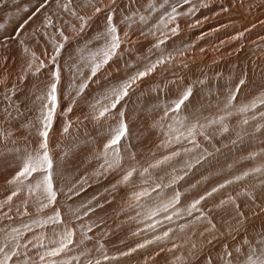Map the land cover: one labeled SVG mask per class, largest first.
<instances>
[{
	"label": "bare ground",
	"instance_id": "1",
	"mask_svg": "<svg viewBox=\"0 0 264 264\" xmlns=\"http://www.w3.org/2000/svg\"><path fill=\"white\" fill-rule=\"evenodd\" d=\"M165 1L168 0H116L115 5H110V0H102L99 5L104 6L105 12L108 7L115 9L114 20L120 28L121 35L127 31L130 37L142 39L140 44H138L139 40L135 44H131L133 53L131 56L124 53V59L132 63L141 58L155 60L160 56L161 51L165 55L171 53L174 57L170 63L160 65L153 74L139 82V87L132 94L127 104L131 133L122 142L120 162L123 169L126 170L130 166L139 169L142 165L146 166V163L152 160L154 156L159 157L165 153L166 150L159 146L167 138L170 127H178V124L174 120L165 118L164 126H159L162 113H154L157 105L153 102V98L159 94L161 96L160 106L162 107L163 90L166 87L171 86L175 90L177 85L183 86L197 80H203L207 86L201 90L202 86L197 84L193 103L180 113V118L192 123L199 120V123L206 124L207 121L216 119L218 116L225 117L223 123L228 126V132L221 133L220 125L214 124L205 129L211 137L210 142L204 140L203 136H197L198 142L214 153L215 158L211 160V165L197 166L183 180L174 184L175 192L181 194L180 203L177 205V210L181 212V215L174 216L173 220L178 219V217H182L181 220H183L186 217L184 210L194 199L204 195L225 180L233 179L244 171L264 164V128L257 132L253 127L257 122L264 125V119H261L257 112L255 113L257 120L253 121L251 119L252 112L242 113L239 111L242 105L264 95V0H200L195 6L197 9L195 14L177 17L175 24H179L181 27L174 36L163 25L158 23L153 27V22L150 21L151 17L155 16L153 15L155 9L163 6ZM202 3L208 6L201 7ZM150 9L154 10L150 11ZM1 11L0 23L3 21L4 13L7 12L6 9ZM10 11L12 10L10 9ZM32 11L29 10V13L25 11L24 17L21 16L14 20L15 28L26 20ZM183 11L186 12L187 10L183 9ZM101 15L92 25L93 28L102 27L104 13ZM141 15L147 17L146 21L140 20ZM125 16L132 19L121 23ZM197 21L201 23L197 24ZM150 23L151 28L149 27ZM172 26L175 25H169V27ZM161 31L167 34L168 39L165 44L161 45L160 49H156L153 45L162 38ZM141 32L144 35H141ZM153 32L155 35L152 34ZM241 32L244 33L243 36L239 35ZM13 52L14 54L9 60L0 57V139L7 136L10 142L7 153L9 158L0 162V243L4 240L5 232H10L12 228H20L23 231V224L31 225L32 232L26 233V236L35 246L21 247L20 256L14 262V264H21V262L24 264V259H36L44 251L36 243V237H46L45 244H47L54 238V234L51 226L39 227L33 223V219H40L44 214H36L35 208L31 205V200L28 208L31 215H22L24 211L22 202L28 195L26 190L13 197L11 203H6L7 196L13 190V186L9 185L7 180L16 167L11 156L16 155L18 158L19 153H23L32 147H38L40 137L36 127L33 126L39 116L38 100L36 99L38 92L34 94V89L37 86L39 91L44 88L39 86L42 87L45 84L49 71L41 70L40 73H37L40 77L37 80L38 76L34 72L37 66L36 61H33L31 56L32 61L22 60L18 57L21 53L20 50L15 49ZM179 52H183V55H179ZM42 59L44 58L42 57ZM30 61L33 64L31 70L28 68ZM118 64L121 69L119 73L114 71L115 67L105 72L106 77L109 72L114 76L115 79L109 81L111 83L118 82L126 75L124 61L118 60ZM185 64L187 67H184ZM134 70L132 69V71ZM95 79L101 82L105 76L101 73ZM241 79L245 83L237 91L236 85ZM108 85V83L106 85L100 83L97 86L96 83H92L86 89L85 98L80 99L78 104L73 106V111L68 114V119L74 122L71 135H63L60 132L59 123L49 133L50 153L63 164V178L57 181L59 189L66 193L72 184L83 181L82 184H77L78 189L83 188L79 195H74L69 200L61 194L58 197L59 203L56 205L62 209L65 222L69 226H76L75 240L77 243L70 246L66 256L68 259H71L72 256H80L81 250L85 254L81 256V261L88 254L91 255V258H96L101 255V252L118 256L120 251H127L145 239H152L158 228L155 230L147 229L146 224L149 221L145 219L144 214L157 206L154 205V196L159 189L152 191L155 183L167 185L163 187L165 190L160 191V194L162 196L165 191V197L168 200L172 198L170 195L173 192L170 191L171 187L168 188L171 184H169V176L166 174L171 172L170 168L163 171L157 170L147 184L143 183V178L137 171L134 173L131 183L118 185L113 190L112 186L121 179L122 173L119 169L104 171L101 167L105 164L106 158L98 149L102 148L103 141L100 140V137L104 133L90 119H85L90 112L88 103L92 97H98ZM230 93H235L236 98L226 108L225 104ZM67 95L62 90L61 85V108L68 105V100L65 99ZM17 109H19L18 112ZM260 111H264V108H261ZM244 119L249 120L248 125H243ZM76 121L79 122L75 123ZM237 132L241 133V138H237ZM245 139L247 140L244 141ZM233 141L236 143L233 144ZM184 146L191 147L186 141ZM107 159L111 160V156H108ZM181 162L173 161L177 170L180 169L178 167ZM97 172L100 175H96ZM158 177H163V179H158ZM243 180L244 183L239 185L238 183L241 181H235L236 183L220 189L199 206L215 225L236 224L235 226H231L228 230L226 227L225 231H221L222 229L217 227L220 231L214 230L210 235L205 232V229L209 228L210 225L207 220H201L200 223L199 221L196 222L195 227L189 229L187 233L183 230L186 233H184V238L179 236L175 239L163 240L160 243L156 242L143 249H138L129 257H120L118 260L103 262V264H178L179 262L184 264H217V262L229 258L225 255L226 251H231L232 258H236L235 248L241 245L245 236L248 241L257 242L256 238L264 231V210H262L264 209V197L256 195L258 194L256 190L264 182V175L253 174ZM145 187L149 188L150 193L149 197L142 199V204L145 207H130V204L135 205V201L132 200V193ZM249 192L252 193L253 198H249L245 194ZM169 193L171 194L169 195ZM228 196L236 199L239 211L242 213L244 210L251 211L253 209L250 215H244L246 217L245 224L238 230L236 205L227 204L217 207L220 201ZM31 199L35 198L32 197ZM89 200L92 201L91 206L99 204L103 207H97L93 213H90L89 217H84L82 221L75 220L68 212L69 206L75 208L81 204H86ZM45 213L51 214V210L46 209ZM168 214H171V210ZM193 215L197 216L199 213L195 212ZM187 217L182 221L185 224L188 222ZM155 219L163 222L164 213L161 212ZM86 225H93L91 232H88L86 227L84 232H81V227ZM136 232L139 234L133 235ZM202 232L205 233L203 237L200 235ZM226 233L227 236L232 237H227ZM220 234H223L222 237ZM84 236L87 238L80 243ZM210 236H212L211 240L213 237L216 239L219 236V238H217L218 242L212 243L208 247L206 244H208L207 241ZM193 243H200L201 246L205 244L204 247L207 249L202 250L199 247L200 250H197L199 252H196V255L194 253L193 256L194 250L190 247ZM173 244L179 247L172 249ZM246 247L240 254L244 252ZM201 252H203L202 256H200ZM176 257L182 259L177 260Z\"/></svg>",
	"mask_w": 264,
	"mask_h": 264
},
{
	"label": "snow or ice",
	"instance_id": "2",
	"mask_svg": "<svg viewBox=\"0 0 264 264\" xmlns=\"http://www.w3.org/2000/svg\"><path fill=\"white\" fill-rule=\"evenodd\" d=\"M71 0H69V3ZM183 4H189L190 0H182ZM69 3H65L62 7L64 11H68ZM98 3H102V0H89V6L92 7V15H80L76 11H72L71 15L79 21V27L72 25V32L79 36L80 40L84 41L82 47L78 48L79 62L83 63L84 67L89 69L88 75L85 77L83 69L77 61L72 60V54H69V60L72 63L68 66V71L73 75V80L70 83L71 91L65 97L68 100L67 107L61 108L60 104V86L62 84V72L63 69L60 64V59L64 51L67 50L66 46H70L69 37L65 35L62 29H57L60 37V42L51 41L53 44V53L48 59V64H45L44 60H40L36 54L31 53L32 60H38V65L35 67L34 72L40 73L42 69L48 67L49 76L45 81L44 90L41 95L37 96L36 99L40 101V107L38 109L39 116L37 117V122L33 126L36 127L38 136L40 140L38 141V147H32L29 150L19 153L18 158L16 155L11 156V160L16 163V167L13 169V174L7 180V183L13 186L11 194L7 196L6 203H11L13 197L18 196L21 192L27 191V198L23 200L24 211L22 215L30 216L28 211L30 200L32 207L35 208L36 214H44L40 219H33V223L39 227L51 226L54 238L50 240L49 243L45 244L46 237L37 236L36 243L39 247L43 248L44 251L41 252L36 259L28 258L24 259V264H103L107 261H115L120 257H129L132 253L136 252L138 249H143L150 244L156 243L162 239L169 238L172 232L171 228L164 230L161 235H156L152 239H145L142 243H137L135 247L129 248L127 251H120L119 255H108L107 253L101 252V255L96 258H91L88 254L85 256L84 260L81 261V256H84L83 250H81L80 256H72L71 259L66 258L70 246L77 243L75 240V225L69 226L64 220V213L62 209L56 207L59 203V195L63 194L67 199L71 200L74 195H79V192L83 188H77V184H82L83 181H78L76 184H72L71 187L67 189V192H62L59 189L57 181L63 178V164L54 155L50 153L49 149V133L52 131L57 123L60 124V132L63 135H71V129L74 127V122L68 119V114L73 111V106L78 104L80 99L85 98L86 89L90 87L92 83L99 85V81L95 79L98 73L102 70L114 64L116 73L120 72V67L118 60L124 61V69L126 70V75L124 78L120 79L116 83H109L107 87L99 94V96L92 97L91 101L88 103L90 109L89 115L85 119H90L96 127L104 133L100 137L103 141L101 149L105 156V164L101 165L104 171L119 169L122 173L121 179L117 181V184L113 185L112 188L115 190L118 185H126L132 182L134 173L139 171L140 177L143 178V183L147 184L148 180L154 175L157 170L171 169V172L166 173L169 176V184L174 185L179 181L183 180L189 172L197 168V166L203 167L204 165H211V160L215 158L214 153L209 151L208 148L203 147L197 140V136H203L204 140L211 141V137L206 133L205 129L214 125H220L221 133L228 132L229 128L223 123L225 117L218 116L216 119L207 121L206 124L199 123L197 120L195 123L189 122L186 119L180 118V113L188 108L189 105L193 103V99L196 95L197 84L203 87L205 82L203 80H197L193 83L186 85H177L175 90L171 86L166 87L163 90V106H160L161 96L158 94L153 98V102L157 105L154 109L155 112H161L162 117L159 121V126H164V119L176 121L178 127H170V131L167 134V138L162 141L159 147L165 149V153L161 154L159 157H153L152 160L146 163V166H141L139 169L135 166H130L128 169H123L121 166V149L123 147L122 142L131 133V125L129 123V112L127 109V104L131 99L132 94L139 87V82H141L145 77L153 74L160 65H165L170 63L174 57L171 53L165 55L161 51L160 56L151 60L149 58L138 59L135 63L124 59V53L129 56L132 55L133 49L131 47L125 48L124 45L130 42L129 33L125 31L121 35L120 28L115 23V9L108 7L105 12ZM49 4V0H37V6L35 11L24 20L19 28L16 29L15 34L11 36H5V40L17 39L21 35V31L24 27L35 17L37 14L41 13ZM116 0H110V5H115ZM57 6L59 5V0H57ZM207 4L202 3L201 7H207ZM180 7L178 2L171 7L170 11H166L163 16L160 17L159 24L163 25L173 36L179 31V24H175L177 17L180 15H193L197 9L193 6L190 7L186 12H178L177 9ZM154 10V9H150ZM24 11H28L27 8ZM226 11V9H225ZM104 13L102 19L103 24L97 33L91 38H87V32L91 27V24L95 22L96 18ZM129 16H125L121 23L131 20ZM147 17L144 15L140 16L142 22L146 21ZM201 23L200 21L196 22ZM169 25H175L169 27ZM53 26L52 17L45 14L44 18V28L47 29ZM2 27V25H0ZM155 35V32L152 33ZM44 35H47L44 33ZM141 35H144L141 32ZM161 39H158L157 43L153 45L156 49H160L161 45L165 44L168 39L167 34L164 31L160 33ZM243 36L244 33H239ZM235 38V37H234ZM79 44V40L76 41ZM19 44L25 53L29 52L27 45L23 39L19 40ZM98 45L93 51L91 46ZM88 51V56L85 57L84 53ZM203 51V49H201ZM179 55H183V52H179ZM146 61V62H145ZM67 63V62H66ZM142 65V67H141ZM184 67H187L185 64ZM28 68L31 70L33 64L31 61L28 63ZM132 69H135L132 71ZM130 74H127L129 73ZM79 76V82L76 81L75 77ZM112 73H108V77H111ZM107 78V77H106ZM245 81L241 79L236 85V90L238 91ZM74 93V94H73ZM235 93H230L226 101L225 107L231 105L232 100H234ZM264 108V95L254 98L250 103L242 105L239 111L242 113L252 112L253 115L251 119L253 121L257 120L258 112L259 117L264 119V111H260ZM19 109H17V112ZM230 114V113H229ZM76 121L75 123H78ZM243 125H248L249 120L244 119L242 121ZM255 131L259 132L264 125L259 122L253 125ZM237 138H241V133H236ZM187 142L191 147L184 146V142ZM9 141L7 136L0 139V162L8 159V149ZM75 143V142H73ZM236 141H233L235 144ZM219 151V149H216ZM111 156V160L107 157ZM173 161H182L181 167L177 170ZM100 175L99 172L95 173ZM253 174L264 175V164L260 166L253 167L248 171L242 172L240 175H236L233 179L225 180L223 183L213 187L210 191H207L204 195H200L197 199H194L184 210L188 216H192L194 212L199 213L196 217L197 220H207L210 225L209 228L205 229V232L212 234L216 229V225L208 217V215L199 207L203 201L208 197H211L214 193L218 192L220 189L225 188L227 185L234 183L235 181H241ZM158 179H163V177H158ZM155 183V182H154ZM167 185H162L160 183H155V187L152 191L157 189H162ZM264 186V182H262ZM151 187V185H149ZM249 198H253L252 193H245ZM149 188H142L140 191H134L132 193V200L135 201V205L130 207H145L142 204V199L149 197ZM179 192H175L170 200L166 203L157 205L154 209H149L144 215L145 219L149 221L146 224L147 229L155 230L161 226V221L155 219L160 215L161 212L164 213V220L172 221L174 216L181 215V212L177 210V205L180 203ZM34 197L35 199H31ZM95 199V197H93ZM231 204L237 207V230L243 227L246 221L244 214L239 211V206L236 203V199L232 196H228L226 199H222L217 207H222L224 205ZM92 201L89 200L86 204H81L78 207L69 206L68 212L74 217L75 220L82 221L84 217H89L90 213H93L97 207H103V205L91 206ZM51 210V214L45 213V210ZM171 210V214L169 213ZM264 210V209H262ZM211 211V210H209ZM139 215V213H137ZM144 222V221H141ZM88 232L92 231L93 225H86L81 227V232L84 229ZM187 225H180L181 231H183ZM142 231V230H141ZM245 231H247L245 229ZM32 232L31 225L25 223L23 224V231L20 228H12L10 232H5L4 240L0 243V264H14L17 257L20 256V248L27 247L28 245H33L31 240H28L26 233ZM139 232L133 233V235H138ZM203 237L205 233H200ZM261 241L260 244L264 245V231L260 234ZM87 237H82L80 243L83 239ZM27 241V244H25ZM208 244L212 243V240L207 241ZM252 241H248L247 237L241 241V245L235 248L237 253V258L239 253L243 250L245 246L250 250L245 252L246 260L242 264H264V247L257 246L255 249L252 248ZM35 246V245H33ZM179 247L173 244L172 249ZM193 249L196 248L195 244H192ZM227 248V246H225ZM169 249V251H172ZM163 251V249H161ZM230 259L232 258V252L226 251ZM23 259V257H21ZM177 260H181V257H176Z\"/></svg>",
	"mask_w": 264,
	"mask_h": 264
},
{
	"label": "rangeland",
	"instance_id": "3",
	"mask_svg": "<svg viewBox=\"0 0 264 264\" xmlns=\"http://www.w3.org/2000/svg\"><path fill=\"white\" fill-rule=\"evenodd\" d=\"M202 1V0H201ZM205 1V0H203ZM206 1H209V0H206ZM93 2H97V0H93ZM166 2V1H165ZM178 2V0H168L166 3L163 4V6H159L158 9H155L154 11V14L155 16L151 17L150 21L153 22V27L156 26L158 23H159V20H160V17L163 16L165 14L166 11H170L171 10V7L173 5H175L176 3ZM200 0H190L189 4H183L182 0H179V3H180V7L177 9L178 12H181L183 11V9L186 11L188 10L190 7H195L197 5V3H199ZM27 3V4H26ZM65 3H69V0H59V5L60 7L57 6V0H49V4L48 6L43 9L41 11V13L37 14L35 17H33V19L31 21H29V23L24 27V29L21 31V35L20 37H18L17 39L15 40H5L4 37L5 36H11V35H14L15 34V29L19 28V26L17 28H15L16 25H14V20H16L17 18H20L21 16L24 17V15H26L24 12V9L27 8L28 11L29 10H33L32 12L35 11V7L37 5V0H0V11L3 9L5 10L6 9V13H4V18H3V21L2 23H0V25H2V27H0V57L1 59L4 58V60L8 59L13 56L14 54V50L17 49V50H20L21 53L19 54L18 57H20L22 60H25V61H29L31 60L32 58L30 57L31 56V53H35L36 51V56L40 59V60H44L46 63L48 62V57H50L53 53V44L51 41H56V42H60V37H59V34L57 32V29H62L65 33L66 36L69 37V41H70V46H66L67 50L63 52L62 54V57L60 59V64H61V67L63 69V72H62V90H64V93L68 94L69 91H71L70 89V83L72 82L73 80V75L69 73L68 71V66L70 63H72V61L69 60V54L71 53L72 54V60L73 61H77V63L80 64V67L83 69V72H84V76L86 77L89 73V69L87 67H84L83 66V63L79 62L78 60V57H79V53H78V48L82 47L83 44H84V41L83 40H80L79 39V36L72 32L71 28H72V25H76V27L78 28L79 27V21L73 17L71 15V12L72 11H76L78 14L80 15H91L92 14V7L89 6V0H71V2L69 3V9L68 11H64L63 10V5ZM101 4V3H98V5ZM7 6V7H5ZM19 6V7H18ZM35 6V7H34ZM102 9L104 8L103 5H99ZM106 7V6H105ZM20 8V9H19ZM31 8H34V9H31ZM12 10L9 12V10ZM162 10V11H161ZM1 11V12H2ZM26 11V13L28 12ZM92 11V12H91ZM12 12V13H11ZM184 12V11H183ZM2 13V14H3ZM9 15H8V14ZM14 13V15H12ZM29 13V12H28ZM103 13V12H102ZM101 13V14H102ZM1 14V13H0ZM32 13L29 14V16L31 15ZM45 14L49 15L52 17V20H53V26L52 27H49L47 29L44 28V18H45ZM100 14V15H101ZM28 16V17H29ZM102 16V15H101ZM27 17V19H28ZM15 18V19H14ZM99 18V17H97ZM96 18V19H97ZM97 20H95L96 22ZM1 22V21H0ZM17 22V21H16ZM94 22V23H95ZM14 23V24H13ZM23 23V22H22ZM21 23V24H22ZM92 23L91 26L94 24ZM5 24V25H4ZM14 29H13V28ZM149 27L151 28L152 25L150 23ZM179 27H181L179 25ZM100 29V28H98ZM98 29L96 28H93L90 27V29L88 30L87 32V38L91 39L98 31ZM12 32V33H11ZM92 32V33H91ZM44 33H46L47 35H44ZM4 35V36H3ZM91 37V38H90ZM130 37V36H129ZM3 38V39H2ZM135 37H130V42L129 43H126L124 45V47L128 48L131 46V44H135L137 40L138 41V44H140L142 42V39L138 38V39H134ZM20 39H23L25 44L27 45L28 49H29V52L28 53H25L23 51V49L21 48L20 44H19V40ZM79 40V44L76 43V41ZM9 41V42H8ZM12 41V42H11ZM11 45V46H10ZM96 47H98V45H92L91 48L92 50L94 51L96 49ZM132 48V47H131ZM33 49V50H32ZM8 50V51H7ZM31 50V51H30ZM39 50V51H38ZM33 51V52H32ZM16 52V51H15ZM24 53V54H23ZM7 54V55H6ZM29 54V55H28ZM49 54V55H48ZM48 55V56H47ZM4 56V57H3ZM84 56L87 57L88 56V51H85L84 53ZM42 57L44 59H42ZM47 57V59H46ZM12 58V57H11ZM31 58V59H30ZM47 60V61H46ZM32 61V60H31ZM34 61V60H33ZM36 61V64L38 65V62L37 60ZM67 62V63H66ZM35 63V62H33ZM45 63V64H46ZM135 63V62H134ZM48 64V63H47ZM46 64V65H47ZM50 66V65H49ZM48 66V67H49ZM116 65L114 64H110L109 66H106V68L104 70H102V74H104L105 76V79H103V81L99 82V84H103V85H106V83H110L109 81L113 80L114 76L111 75V77H108L106 78V74L105 72H107L108 70H111V68L115 67ZM48 67H45L44 69H42L43 71L45 70H48ZM110 68V69H109ZM100 73V74H101ZM37 74V73H36ZM35 74V75H36ZM99 74V73H98ZM99 74V75H100ZM97 75V76H99ZM38 76V74H37ZM40 77L38 76L37 80L39 79ZM76 81L79 82V79L80 77L77 75L75 77ZM115 79V78H114ZM65 83V84H64ZM66 86V88H65ZM99 86V85H97ZM40 88H43L44 85L41 87L39 86ZM37 88V89H36ZM67 89V90H66ZM34 94H36L38 92V94H36V96H39L41 95L40 93L42 92L43 89H41L39 91L38 89V86L35 87L34 89ZM66 91V92H65ZM63 92V91H62ZM35 96V97H36ZM37 101V100H35ZM34 101V103L36 104V102ZM34 103H31L34 105ZM37 105H38V108L40 107V102L37 101ZM264 131V130H263ZM262 131V132H263ZM247 139H245L244 141H246ZM250 142V141H249ZM245 143V142H244ZM247 143V142H246ZM251 144V143H250ZM249 144V145H250ZM241 145V144H240ZM239 146V145H238ZM236 153V152H235ZM182 164V162H181ZM181 164L179 165L178 168L181 167ZM175 165V164H174ZM171 170V169H170ZM236 183V182H235ZM241 183H244V180H241L239 184ZM243 185V184H242ZM241 185V186H242ZM262 185V184H261ZM170 191L171 192H175V186L174 185H169L168 188H170ZM260 188L257 189L256 191H258V194H256L257 196H261V197H264V186H259ZM167 188V189H168ZM165 190V188H162V189H159L157 190V194L156 196H154V205H160V204H163L165 203V201H167V197H165L166 193L165 191L163 192L164 194H160V191H163ZM171 194L169 193L170 197L173 196L174 194ZM165 197V198H164ZM169 197V196H168ZM169 197V198H170ZM167 199V200H166ZM170 200V199H169ZM163 201V203H161ZM254 208V207H253ZM253 211V209L251 211H243V214L244 215H250L251 212ZM195 213V212H194ZM222 213V211H221ZM198 214V213H197ZM188 215L186 214V217ZM194 216V217H192ZM192 216H188V217H191V218H188L187 217V223L185 224L184 222H182L183 220L182 217H178V219H174L172 221H166L164 220L162 223H161V226L158 227V230H157V233H155L154 236L156 235H161L162 232L164 230H167L168 228H171L172 229V233H170V235L172 236H169V238H166V239H175V238H178L179 236L180 237H185L184 233L188 232L189 229L191 228H194L195 227V223L199 221V223L201 222V220H197L196 217L198 216H195V215H192ZM192 221V222H191ZM175 223V224H174ZM187 225V227H185L184 231H181L180 229V225ZM191 224V225H190ZM194 224V225H193ZM198 224V223H197ZM170 225V226H169ZM225 225V224H224ZM224 225H216V229L217 230L218 228L221 230V231H225L226 227H227V230L228 228H230L231 226H235L236 224H226L225 226ZM218 227V228H217ZM218 229V230H219ZM219 230V231H220ZM185 233V234H186ZM178 235V236H176ZM223 235V234H220V236ZM226 236L228 235L227 233L225 234ZM224 236V237H226ZM212 236L209 237V239L211 238ZM222 237V236H221ZM227 237H232V236H227ZM218 237H216V239H212V243L214 244L215 242H218L217 240ZM166 239H162L160 241H158L159 243L163 240H166ZM208 239V238H207ZM206 239V240H207ZM208 239V240H209ZM258 241L257 242H253L252 243V248L255 249L258 245L261 246V247H264V245H261L260 244V241H261V236L259 235L258 238H256ZM217 240V241H216ZM192 243V242H191ZM203 243V242H202ZM211 243V244H212ZM196 245V248L193 249L191 247L192 250H194V252L192 253L193 256H194V253L196 255V252H199L197 250H200V248H202V250H204L206 247L204 246H208L211 245V244H204L203 246L199 244H196V243H193ZM198 247V248H197ZM200 247V248H199ZM213 247V246H212ZM216 248V247H215ZM207 249V248H206ZM207 251V250H206ZM250 250L246 247L244 249V252H242V254L239 255V257L236 259L235 257L234 258H228L226 260H221L220 262H217V264H242L243 261L246 260V256H245V252H249ZM205 252V251H204ZM203 255V252H201L200 256ZM192 256V257H193ZM198 256V255H197ZM199 256V257H200ZM180 264H184V263H181L179 262ZM178 263V264H179ZM21 264H23L21 262ZM213 264V263H212Z\"/></svg>",
	"mask_w": 264,
	"mask_h": 264
}]
</instances>
